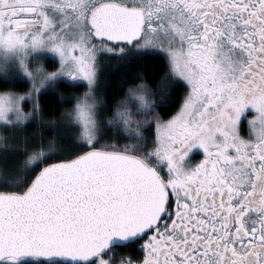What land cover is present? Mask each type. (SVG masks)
Instances as JSON below:
<instances>
[{"label":"snow or ice","instance_id":"1","mask_svg":"<svg viewBox=\"0 0 264 264\" xmlns=\"http://www.w3.org/2000/svg\"><path fill=\"white\" fill-rule=\"evenodd\" d=\"M0 264H264V0H0Z\"/></svg>","mask_w":264,"mask_h":264},{"label":"trees","instance_id":"2","mask_svg":"<svg viewBox=\"0 0 264 264\" xmlns=\"http://www.w3.org/2000/svg\"><path fill=\"white\" fill-rule=\"evenodd\" d=\"M165 71L164 62L156 56H144L130 58L127 63H122L115 58H105L101 62L99 87L97 96L101 97L110 107L120 99L127 88L136 80L137 76L143 74L150 82L158 79L159 75ZM28 85L18 86L19 91H24ZM86 90L85 84L79 86H70L69 81L58 84L50 90L48 95L43 97V102L49 110L71 107V103L60 104L61 95L65 97H74L80 95ZM181 89L177 95L182 93ZM49 101L52 103L49 104ZM74 102V101H73Z\"/></svg>","mask_w":264,"mask_h":264},{"label":"rangeland","instance_id":"3","mask_svg":"<svg viewBox=\"0 0 264 264\" xmlns=\"http://www.w3.org/2000/svg\"><path fill=\"white\" fill-rule=\"evenodd\" d=\"M100 68H101V64H100V67H99V73H100ZM86 90H87V89H86ZM86 90H85V91H86Z\"/></svg>","mask_w":264,"mask_h":264},{"label":"flooded vegetation","instance_id":"4","mask_svg":"<svg viewBox=\"0 0 264 264\" xmlns=\"http://www.w3.org/2000/svg\"><path fill=\"white\" fill-rule=\"evenodd\" d=\"M248 119H251V116H249ZM245 127H246V125H245Z\"/></svg>","mask_w":264,"mask_h":264}]
</instances>
